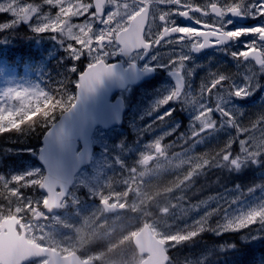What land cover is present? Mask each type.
I'll use <instances>...</instances> for the list:
<instances>
[{"label": "rangeland", "instance_id": "374dc122", "mask_svg": "<svg viewBox=\"0 0 264 264\" xmlns=\"http://www.w3.org/2000/svg\"><path fill=\"white\" fill-rule=\"evenodd\" d=\"M18 3L24 5L29 2L18 0ZM31 4L38 8V13L46 10L47 14L51 15L56 11L55 8H47L40 0H34ZM2 14L9 18V21L0 25V38L4 37L1 43L6 44L9 41L7 34H4L9 28L25 27L32 34L30 41L34 49H40V55L46 60L55 56L62 58L64 95L71 99L72 86L76 83V68H84L94 62L95 56L83 54L79 59H73L67 50L66 38H54L52 34L34 31L37 23L35 17L23 22L7 12L0 13ZM248 18L253 27L264 24V17L252 18L248 15ZM83 20V17L79 20L74 18L73 22ZM256 20L258 21L255 24ZM245 36L249 38V34ZM260 48L264 51V44ZM115 50V46L106 49L102 60H108ZM0 65V103L5 101L2 105L17 106L15 101L5 96L9 91H28L29 101L40 96L41 90L36 83L18 80L2 67L1 62ZM231 66L239 69L241 67L236 62H231ZM242 70L246 73L243 87L245 94L240 101L221 99L217 106L202 109L203 117L200 120L193 117L203 126L212 123V115L218 118L219 124L222 123L228 130L226 154L229 159L216 161L212 160L210 155L206 158L204 154L203 157L193 155L198 147L210 151L214 133L209 130L207 138L198 141L195 147L173 154L172 157L162 155L156 163L143 165L142 158L159 144L161 135V131L150 129L152 118L162 115L161 111L165 109L155 106L152 99H138L130 95L127 100L129 110L126 113L125 125L111 129L108 134L95 133L93 143L96 154L91 165L78 174L72 191L60 209L50 215H44V219L38 222L34 220V209L43 213L46 197L37 191L43 170L35 164L32 154L38 151L39 138L45 127L41 123L46 110H43L45 103L34 109L31 114L25 116V120L36 118L34 123L25 124L26 129L34 128L32 141L19 140L18 136L27 135L17 133L20 129L0 134V222L16 217L25 228L29 240L61 252L77 251L85 258L98 261V264H138L141 257L131 246L129 238L133 236L135 229L147 223L154 234L168 243L167 248L171 254L169 264H234L241 256L237 252L239 244L229 246L220 235L234 234L242 244H255L264 240V217L258 216L252 223L237 227L249 214L264 212V151H258L254 156L248 155L241 151L240 143L241 140L251 139L248 133L252 126H264V90L262 85L258 86L259 72L253 64L243 62ZM255 92L259 95L253 97ZM56 94L53 90L49 96L51 100H55ZM185 106L189 108L190 103L186 102ZM207 110L210 115L206 113ZM225 112L229 115L226 116ZM33 124L34 127H30ZM5 162H15L14 170L4 172ZM221 165L232 174L231 178L228 177L224 190L217 195H212L211 192L202 201L199 197L190 196V182L194 179L192 177L197 173L198 179H204L208 173L209 180H212ZM241 167L240 174L245 168L244 173L248 181H239L236 176ZM187 168L189 171L185 173ZM194 168L199 169L192 171ZM189 172L192 173L190 177ZM171 174L184 176L172 181ZM16 176L30 180L32 186L16 183L13 179ZM7 187H16L23 199L8 195ZM153 189H157L156 192L149 194ZM142 193L144 197L139 199ZM210 195L212 196L209 198ZM130 199L133 200L130 202L133 209L127 206L125 214L114 215L105 212V205L120 208L119 206H126ZM135 200L146 208L138 209ZM28 203H32L33 207L25 210ZM104 222L108 224L103 225ZM119 226L123 227L124 231L120 233L119 229V233H116ZM192 232L196 235H190ZM179 235L189 238L168 242L170 237ZM101 241L106 242V248L96 250ZM192 242H195L194 245L190 244ZM32 264H42V261L38 260Z\"/></svg>", "mask_w": 264, "mask_h": 264}, {"label": "snow or ice", "instance_id": "6c2138e0", "mask_svg": "<svg viewBox=\"0 0 264 264\" xmlns=\"http://www.w3.org/2000/svg\"><path fill=\"white\" fill-rule=\"evenodd\" d=\"M40 2L47 8H55L54 14L48 15L46 10L38 13V8L31 3L20 5L18 0L0 2V13L7 12L23 22L35 17L37 23L34 31L52 34L54 38L61 36L66 38L67 50L73 59H79L83 54L95 56L94 62L88 65V70L81 76L86 82L80 85L83 88H90L99 81L103 73L110 71L104 65L102 56L106 49L112 46L147 50L158 49L161 45L172 47L174 44L187 42L191 44L193 50L198 51L210 45L238 39L246 34H254L260 41H264V24L228 31L225 30L227 22L222 21L226 15L264 17V0H206L203 5L197 4L195 0H40ZM194 13L199 15L193 16ZM173 16L191 18L196 26H178L172 20ZM81 17L84 18L83 22H73L74 18L79 20ZM157 19L161 25H156ZM154 27L158 28L156 32H153ZM173 34L178 36L174 37ZM232 55L243 59L255 58L264 64V51L256 47V42L248 43L243 50ZM172 63H175V60H172ZM222 80L223 77L213 80L210 88H215ZM233 94L241 97L245 92L244 89L237 88ZM175 95L173 92L160 103H166ZM5 96L15 101L17 106L7 107L0 104V115L6 117L0 120V134L18 131L21 126L34 123L35 117L25 120V115L34 108V104L28 99V91H9ZM224 114L229 115L226 112ZM248 134L250 140L240 141L241 151L253 156L258 151H264V126H252ZM156 151H160L159 145L156 146ZM223 158L227 160L229 156L225 154ZM191 175L189 172L188 177ZM13 179L18 184L32 186L30 180L20 176ZM6 190L8 195L23 199L16 187H7ZM32 207V203H28L25 210ZM258 216L264 217V212L249 214L237 224V227L252 223ZM190 235L194 236L196 233L192 232ZM188 238L185 235L173 236L168 242Z\"/></svg>", "mask_w": 264, "mask_h": 264}, {"label": "flooded vegetation", "instance_id": "af4514ba", "mask_svg": "<svg viewBox=\"0 0 264 264\" xmlns=\"http://www.w3.org/2000/svg\"><path fill=\"white\" fill-rule=\"evenodd\" d=\"M195 2L203 5L206 0H195ZM198 15L199 14H193V16ZM209 19H211V17H209ZM172 20L178 26H196L192 23L191 18L173 16ZM222 21L227 22L225 24V30L228 31L253 27L248 15H226L222 18ZM257 21L258 20L255 21V24ZM156 25H161L158 19ZM157 30V27L153 28V32ZM173 36H178V34H173ZM250 42H256V47L259 49H261V45L264 44V41H260L254 34H249V38L243 35L238 39L227 41L219 45H210L198 51L193 50L191 44L187 42L174 44L172 47L161 45L158 49L151 48L147 50L122 49L121 46L117 45L115 46L116 50L113 52L114 54L111 55L108 60L103 59L105 64L112 65L115 72L120 75V89L115 92L111 98L112 100L117 98L122 99L126 106L122 124L119 127L125 125L126 113L129 110V107H127L129 106L127 100L130 99V95L138 99H152L154 100L152 102H155V106L165 109L161 111L163 113L162 115L152 118L150 126V129L155 128L157 131H161L159 144H157L160 147V151H156L157 145L151 148L149 154H145L142 158L141 162L143 165L148 166L152 165L154 162L156 163L162 155L172 157L171 155L173 154H179L186 149L195 147L198 141L207 138V132L209 130H212L214 133V140L210 145V151L205 150L204 147H198L196 153L193 155L203 157L202 154H204L205 158L210 155L212 160L215 159L216 161H222L224 159V155L228 153V130L222 126V123L219 124L218 118L214 115L211 116L213 119L212 123L205 126L198 124L193 117L200 120V118L203 117V115H201L202 109H208L213 105L217 106V102L221 99L230 98L234 101H240L243 98V96L237 97L233 93L237 88L244 89L246 73L242 70V63L245 61L253 64L258 70V86L262 85L264 90V64L257 63L251 57L243 59L232 55L233 53H238L243 50ZM172 60H175V63H172ZM231 62L240 64V69L231 66ZM219 77H223L221 83L215 88H210L212 81ZM257 89L255 91H257ZM173 92H175L176 95L172 99L164 104L160 103L162 99L171 96ZM258 95L259 93L255 92L253 97ZM186 102L190 103L189 108H186ZM197 109H199L198 112ZM206 113L209 114V111L207 110ZM222 119H224V116ZM96 132H103V130L98 128ZM238 138H243V136H238ZM189 168L186 169L185 173L189 171ZM198 169L199 168H194L192 171ZM241 171L242 167L238 171L239 180ZM205 175L204 179H198L196 173L192 177L194 179L190 182V196L194 195V198L199 197L200 201L205 200L204 197L211 192H213L212 195H217L224 190L225 183L228 179V169L224 165H221L217 174L213 175L212 180L215 181L209 180L208 173ZM183 176L182 174H171V180L176 181ZM210 181L212 182L209 183ZM180 185H182V183ZM143 189L145 190L144 187ZM156 190L157 189L148 191L150 194L156 192ZM212 195L208 197L210 198ZM143 197L144 195L142 193L139 199ZM135 201L136 205H138V209L146 208L142 203L139 202L137 204V200ZM130 202H133V200H128L126 206H119L122 210L108 214H125L127 206L133 209ZM118 223L119 219L117 218V224ZM107 224L108 223L104 222L103 225ZM145 226L149 225L144 223L135 229L133 236L129 238L131 246L134 244V236ZM119 229L120 233L124 231V228L119 226L117 227L116 233H119ZM154 235L161 242L166 243L168 247L166 241L160 239L156 234ZM222 236L223 235H220V237ZM194 243L195 242H192L190 244L194 245ZM105 245L106 242L101 241V245L98 246L96 250L105 249ZM59 252L61 255L77 253L82 260L98 264V261L93 258H85L77 251ZM136 252L141 257L138 264H141L144 256H141L137 250ZM168 253L171 259L170 251H168ZM47 260V258L40 259L42 264Z\"/></svg>", "mask_w": 264, "mask_h": 264}, {"label": "water", "instance_id": "95a60500", "mask_svg": "<svg viewBox=\"0 0 264 264\" xmlns=\"http://www.w3.org/2000/svg\"><path fill=\"white\" fill-rule=\"evenodd\" d=\"M81 76L75 104L46 132L42 139L43 146L38 153V161L46 170L39 189L51 195L45 205L48 213L58 208L59 202L73 182L75 173L82 166L90 163L91 137L95 128L100 125L112 127L121 121L118 101L109 102L110 89L112 90L115 84L118 88L120 87V77L113 76L111 73L102 74L99 81L90 88H83L80 85L86 82L83 78L81 79ZM78 142L81 143L82 148L77 153ZM58 186L62 189V194L55 193ZM105 210L112 212L115 208H107L105 205ZM134 244L141 254L145 252L150 254L142 264H167L165 244L158 241L147 226L135 236ZM42 250L40 253L24 237L8 245L3 244L0 237L1 264H26L31 257L34 259V257L45 255L49 256L46 264H90V262H81L77 254L62 258L54 251Z\"/></svg>", "mask_w": 264, "mask_h": 264}, {"label": "trees", "instance_id": "16d2710c", "mask_svg": "<svg viewBox=\"0 0 264 264\" xmlns=\"http://www.w3.org/2000/svg\"><path fill=\"white\" fill-rule=\"evenodd\" d=\"M24 1L32 3L34 0ZM8 21L9 18H6L4 14L0 15V25H3ZM4 34H7L9 41L6 44H2L1 42L4 37L0 38V57L3 60H6V62L9 64H19V68L21 69L24 66L30 68H37L38 66L43 67L46 70V74L48 75V80L45 82V86H48L51 95L53 90L57 92L55 95V102L51 100L50 97H46L44 99V102H46L45 105H43L45 106L43 110H46L42 115L41 122L45 126L44 128L42 127L44 131L49 126H51V124L65 109H67L72 104L74 100L73 96L71 99H68V97L64 95L62 85L64 63L62 62V58L55 56L49 60H46L44 56L40 55V49H34V46L30 41L32 34L28 32L25 27L13 26L5 31ZM32 112L33 110L27 113L25 116L31 114ZM5 118L6 117H1L0 115V120ZM30 127H34V124ZM17 133L27 134L26 136H18L17 138L19 140L23 139L30 142L32 141V137L34 135V128L26 129V126L23 125ZM230 237L231 238H228L227 240L229 246L236 244L235 236L230 235ZM238 244L239 250L237 249V252L241 254V257L239 256L234 264H264V241L256 245H243L240 242ZM216 245L219 246L222 244Z\"/></svg>", "mask_w": 264, "mask_h": 264}, {"label": "bare ground", "instance_id": "6f19581e", "mask_svg": "<svg viewBox=\"0 0 264 264\" xmlns=\"http://www.w3.org/2000/svg\"><path fill=\"white\" fill-rule=\"evenodd\" d=\"M241 257V256H240ZM241 259V258H240ZM236 260V259H235ZM238 264V263H237ZM242 264H244V263H242ZM257 264V263H256Z\"/></svg>", "mask_w": 264, "mask_h": 264}]
</instances>
